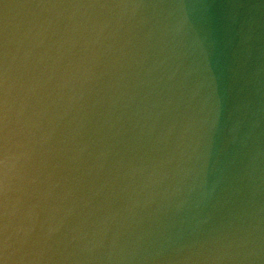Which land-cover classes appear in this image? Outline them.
<instances>
[{
	"label": "clouds",
	"instance_id": "obj_1",
	"mask_svg": "<svg viewBox=\"0 0 264 264\" xmlns=\"http://www.w3.org/2000/svg\"><path fill=\"white\" fill-rule=\"evenodd\" d=\"M0 264H264V0H0Z\"/></svg>",
	"mask_w": 264,
	"mask_h": 264
}]
</instances>
